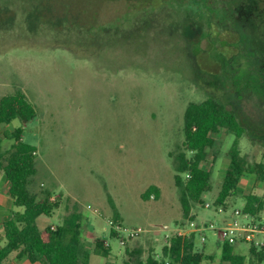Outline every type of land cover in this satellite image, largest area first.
Returning a JSON list of instances; mask_svg holds the SVG:
<instances>
[{"label":"rangeland","instance_id":"374dc122","mask_svg":"<svg viewBox=\"0 0 264 264\" xmlns=\"http://www.w3.org/2000/svg\"><path fill=\"white\" fill-rule=\"evenodd\" d=\"M157 3L0 0V23L14 18L11 28L0 30V99L22 89L37 112L23 134L37 148L38 172L30 189L40 197L50 192L59 204L50 219L55 225H63L75 212L83 216V225L99 220L96 239L88 242L92 251L106 242L113 251L111 260L126 249L133 259L144 246V260L155 250L162 256L179 227L196 218L222 227L236 209L242 210L245 195L264 198V180L246 175L229 209L214 207L235 145L249 165H264V97L248 88L260 86V78L251 72L252 44L263 41L264 34L235 26L237 37L230 27L212 28L208 18L186 20L173 0H163L160 9L150 6ZM37 4L40 20H31L35 31H30L27 15ZM222 56L232 58L230 67ZM208 98L236 112L246 133L237 138L223 129L213 135L215 144L202 164L212 174V191L204 205L193 208L194 217L187 218L173 156L185 140L188 105ZM19 127L20 120H15L1 126L0 134ZM12 145L3 140L4 158ZM4 178L1 171L2 195L8 193ZM151 186L160 188V199L145 201L142 195ZM109 197L121 214L118 223ZM5 204L0 205V248L5 245L3 222L24 210ZM256 219L264 222V210ZM110 222L144 232L123 247ZM206 236L207 243L196 237V250L219 254L217 237L213 232ZM91 258L93 264L105 261L103 255Z\"/></svg>","mask_w":264,"mask_h":264},{"label":"trees","instance_id":"16d2710c","mask_svg":"<svg viewBox=\"0 0 264 264\" xmlns=\"http://www.w3.org/2000/svg\"><path fill=\"white\" fill-rule=\"evenodd\" d=\"M173 1L176 3V9L186 20L197 17L208 18L211 20L212 28L220 26V28L230 27L235 30L234 27L237 26L241 32L259 31L264 34V0ZM162 2L163 0H160L158 5L150 6L160 9L163 6ZM39 9L38 4L30 7L27 15L30 31H35L30 24L31 20H40V16L36 14ZM3 11L9 12L7 8ZM13 22L14 18L2 21L0 30L11 28ZM252 49L254 50L251 72L260 78V86L257 85L255 88V84H251L248 88L253 92L255 89L259 93L261 91L262 95L258 96L263 98L264 39L263 41L257 39L252 44ZM221 59L225 65L229 66L232 58L228 60L222 56ZM36 117V109L22 89H17L14 94L0 99V127L11 124L15 120L21 122V127L12 132L4 131L0 134V172H4L14 206L24 209L22 212L9 215L2 224L5 245L0 248V264H13L15 261L24 259H28L33 264H88L90 253L85 249L82 233L83 226L86 225H83V216L79 212L66 217L63 225L55 230L52 227L41 230L37 224L39 217H52L60 206L51 200L50 192L40 197L30 189L38 172L35 158L37 148L26 143L23 140V134L25 126ZM223 129L233 133L237 138H242L246 133L239 115L217 99L208 98L188 105L184 116L185 140L173 156L175 184L180 191V202L187 218H190L193 208L204 205V197L212 191V174L203 169L202 164L207 160L208 149L215 144L213 135ZM4 139L13 141L5 158L1 149ZM246 175H256L263 181L264 165H249L235 145L214 207L227 211L229 201L237 196L241 180ZM142 198L145 201L152 198L159 200L160 189L157 186H151ZM109 200L113 206L114 223H118L120 214L111 197ZM244 201L242 211L245 214L257 217L264 210V198L258 195L247 194ZM196 243L195 234L186 239L175 236L162 249L161 259H158L154 253L144 260L142 258L144 251L139 248L135 252L136 257L130 258L124 264H213V257L196 251ZM250 249L251 255L263 263L264 248L259 250L250 247ZM93 253L107 258L110 255V248L97 243ZM221 264H246V257L235 254L234 246L225 243L222 244Z\"/></svg>","mask_w":264,"mask_h":264},{"label":"built area","instance_id":"2783aa9c","mask_svg":"<svg viewBox=\"0 0 264 264\" xmlns=\"http://www.w3.org/2000/svg\"><path fill=\"white\" fill-rule=\"evenodd\" d=\"M52 200V199H51ZM54 201V200H53ZM208 209L211 204H206ZM222 211V209H220ZM120 236V245L125 247L128 242L136 240L143 232L142 229H128L121 227L120 225H114L110 222ZM55 230V227H52ZM212 231L218 235V240L222 243H228L230 245L247 244L249 247H255L257 249L264 248V222L256 219L255 216L245 214L242 210L236 209L234 212V218L227 225L222 227H216L214 224L199 226L196 222L191 221L185 228H179L177 230V236L183 239L189 238L195 232ZM203 243L207 242L205 235L201 236Z\"/></svg>","mask_w":264,"mask_h":264},{"label":"crops","instance_id":"0c3cea01","mask_svg":"<svg viewBox=\"0 0 264 264\" xmlns=\"http://www.w3.org/2000/svg\"><path fill=\"white\" fill-rule=\"evenodd\" d=\"M12 132V131H11ZM5 179V182H6V178H4ZM7 183V182H6ZM6 186H7V191H8V193H5V195L3 194H0V205H3L4 203H6L5 204V206H7V208L8 207H10V206H12V205H14V201L13 200H11V197H8L6 194H8L9 195V186H8V184H6ZM159 188V187H158ZM160 189V188H159ZM0 193H1V191H0ZM10 196V195H9ZM160 196H161V190H160ZM6 208V209H7ZM60 208V207H59ZM58 208V209H59ZM57 209V210H58ZM55 213H56V211H55ZM55 213H54V215H55ZM61 214V213H60ZM53 215V216H54ZM121 215V214H120ZM52 216V217H53ZM61 216V215H60ZM52 217H47V216H41V217H39L38 218V220H37V224H38V226H39V228L41 229V230H44V229H46L47 227H55V226H57L58 227V225H55V223H52V222H50V219L52 218ZM62 217V216H61ZM190 217H194L193 215H192V213H191V215H190ZM8 218V217H7ZM121 218H122V216H121ZM197 220L196 221H194V222H196L199 226H202L203 224H206L207 226L208 225H210V224H213V223H207V222H201L200 220H199V218H196ZM97 221H99V220H96V221H89V223L86 225V228H85V234H84V238H83V241H84V243H85V249H86V251L88 252V253H90V257H89V261H88V264H93L92 263V258H91V255L92 254H94V255H98V256H101V255H99V254H95V253H93V251H92V249H91V246H90V244H89V242H88V239L90 238V237H94V239H96V234L98 233L97 232V230L95 229L96 227V223L95 222H97ZM191 222V221H190ZM98 224H99V222H97ZM180 228V227H179ZM178 228V229H179ZM177 229V230H178ZM105 230V227L103 226V231ZM177 232V231H176ZM207 232H212V231H204V232H195V233H193V234H195L196 235V237L198 236V238H201V236L202 235H205L206 236V233ZM214 233V232H213ZM214 235L217 237V240H218V235L217 234H215L214 233ZM168 238L170 237V236H167ZM207 237V236H206ZM167 238V239H168ZM197 238V239H198ZM5 239V238H4ZM158 242L159 241V239H157V238H154V242ZM207 241H208V238H207ZM103 242V241H102ZM218 242L220 243L219 244V249H220V253L219 254H216V253H212V254H209V253H204V252H200V253H204V254H206V255H208V256H211V257H213L214 258V262H213V264H221V259H222V243L218 240ZM104 243V245L106 246V247H109L110 248V255L107 257V258H105V261L104 262H101L100 264H124L126 261H128L129 260V253L131 252V251H129V250H127L126 249V251H125V254H117L116 255V259L115 260H111V258H110V256L113 254V251L111 250V247L106 243V242H103ZM153 243V242H152ZM207 243V242H206ZM169 244V243H168ZM152 247H153V249H155V245L153 244L152 245ZM144 248V252H145V254H146V246H144L143 247ZM142 247H141V249H143ZM197 249V248H196ZM250 247H248L247 246V248L246 249H244L243 248V244H238V245H235L234 246V252H235V254H239V255H242V256H245L246 257V264H264V261H263V263H261L258 259H256V258H254L252 255H251V252H250ZM197 251V250H196ZM197 252H199V251H197ZM155 254H156V256H157V258H160L161 256H159V254H157V252H156V250H155V252H154ZM144 254V255H145ZM13 264H33V263H31L28 259H24V260H21V261H15ZM36 264H41V263H36Z\"/></svg>","mask_w":264,"mask_h":264}]
</instances>
